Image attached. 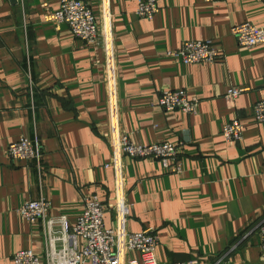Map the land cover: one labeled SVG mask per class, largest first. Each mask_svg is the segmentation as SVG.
Masks as SVG:
<instances>
[{
    "label": "crops",
    "instance_id": "0c3cea01",
    "mask_svg": "<svg viewBox=\"0 0 264 264\" xmlns=\"http://www.w3.org/2000/svg\"><path fill=\"white\" fill-rule=\"evenodd\" d=\"M111 46L88 45L51 15L60 0H0V264L32 248L44 255L42 222L17 209L47 198L51 214L76 225L85 199L106 208L107 228L160 235L159 264L198 259L264 264L257 228L264 221V45L243 47L231 30L264 28V0H157L159 12L138 17V0H86ZM212 40L223 50L215 64H185L166 54L188 40ZM246 88L234 103L230 87ZM185 89L192 114L159 105L166 90ZM240 118L243 138L227 142L223 125ZM116 133L141 144L172 142L182 170L158 158L114 161ZM29 136L42 148L41 170L12 159L10 143Z\"/></svg>",
    "mask_w": 264,
    "mask_h": 264
},
{
    "label": "built area",
    "instance_id": "2783aa9c",
    "mask_svg": "<svg viewBox=\"0 0 264 264\" xmlns=\"http://www.w3.org/2000/svg\"><path fill=\"white\" fill-rule=\"evenodd\" d=\"M213 2L216 0H205ZM136 13L140 18L152 19L160 10L157 0H138ZM54 24H66L74 37L88 45L104 42L109 49V32L102 34L94 7L86 0H60L58 10L51 15ZM231 33L239 45L252 47L264 45V28L251 22L235 24ZM167 55L178 58L185 64H215L221 60L223 50L212 40L184 41L180 48L168 50ZM264 87V78H263ZM246 88L230 87L226 93L229 103H234ZM159 105L169 112L181 111L192 114L196 111L197 101L190 97L185 89L166 90L159 98ZM254 116L258 122H264V101L254 104ZM223 135L227 142H237L243 138L244 123L234 118L223 125ZM114 161L124 156L130 158H158L169 172L182 170L179 162L178 146L172 142L141 144L131 141L127 135L116 133L114 140ZM8 155L18 161H32L41 170L42 148L29 136L9 144ZM84 212L76 225H71L64 216L51 214V201L47 198L28 200L18 209L19 217L27 222L43 223L46 236L44 255L32 248L19 250L14 254V264H159L157 248L160 235L150 228L135 232H126L124 222L129 217V208L123 201L117 205L119 227L117 230L105 225L106 208L96 195L85 199ZM264 243V221L257 227ZM178 264H229L225 257L213 262L203 263L198 259Z\"/></svg>",
    "mask_w": 264,
    "mask_h": 264
}]
</instances>
